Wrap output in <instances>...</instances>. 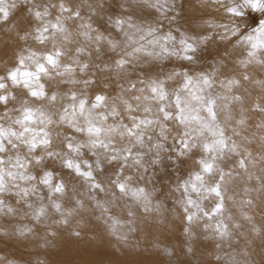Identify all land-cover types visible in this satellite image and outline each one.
Masks as SVG:
<instances>
[{"label":"snow or ice","instance_id":"obj_1","mask_svg":"<svg viewBox=\"0 0 264 264\" xmlns=\"http://www.w3.org/2000/svg\"><path fill=\"white\" fill-rule=\"evenodd\" d=\"M200 4L214 7L220 19L206 20L201 31H193L172 27L183 11L178 0H119L118 12L107 11L105 0H91L87 16L79 5L70 6L65 0H0V24L24 9L23 18L8 28L24 46L13 52V64L0 75V213H15L5 199L13 197L37 224L48 219L51 210L60 217L54 223L68 225L69 217L87 210L79 198L87 195L105 224L118 223L111 212L121 202L128 217L135 218L142 209L163 223L165 204L155 199L160 191L154 186L157 174L178 169L199 152L193 161L196 170L168 186L169 195L180 194L173 210L182 214L189 240L195 238L192 225L201 220L207 221L204 230H210L212 238L223 241L231 236L226 222L231 217L224 213L225 200L232 199L226 195V185L234 171H225L220 162L237 157L236 167L247 180L255 179L256 191L264 192V175L250 171L264 162V119L255 124L261 132L257 158L247 147L257 136L242 135L243 116L227 134L233 120L230 105L243 102L233 90L251 77L246 72L240 78L222 77L227 49L210 70L199 65L206 46L218 39L234 40L244 48L246 57L238 62L242 67L252 63L264 67V0H200ZM97 16L104 31L94 24ZM67 21L76 22L75 32ZM30 40L50 48L38 52L28 46ZM171 58L183 63L156 70L157 62ZM42 78L53 81L56 90L46 91ZM169 82L176 86L169 89ZM253 82L264 87V80ZM61 86L67 89L61 91ZM93 88L101 91L90 99ZM252 110L264 113V105L254 102ZM50 164L67 171L69 180ZM260 171L264 173V167ZM72 180L79 181L85 192H79ZM69 192L74 206L65 208ZM101 193L104 199L97 198ZM205 201H211L209 208ZM31 230L20 229L19 234ZM252 231L260 234L255 227ZM71 235L79 237L80 232L73 229Z\"/></svg>","mask_w":264,"mask_h":264},{"label":"bare ground","instance_id":"obj_2","mask_svg":"<svg viewBox=\"0 0 264 264\" xmlns=\"http://www.w3.org/2000/svg\"><path fill=\"white\" fill-rule=\"evenodd\" d=\"M65 2L70 6L79 5L82 15L87 16V3L91 0H65ZM118 2L119 0H105L106 10L109 12L120 11ZM178 3L182 4L183 11L177 24L172 25L173 28L179 25L182 30L201 31L204 21L220 19V14L215 11L214 7L211 5L201 7L200 0H178ZM21 14H24L23 8L16 10L7 23L0 24V75L4 74L5 66L13 64V52L24 46V42L17 40L15 31H8L13 23H17L23 18V16H20ZM66 23L69 30L75 32L76 22L67 21ZM94 24L100 27L102 31L105 30L99 16L94 17ZM28 46L38 52L50 48V45L46 48V46H41L31 40L28 41ZM68 47L72 48L74 45ZM225 49H227L229 55L226 57V67L222 69V77L235 75L240 78V74L244 72L251 77L249 81L242 80V86L233 90L243 97V102H233L230 105L233 120L230 122L227 134L231 135V127L236 126L235 120L243 116L246 120V128L242 131V135L251 136L252 133H256L257 139L247 147L258 158L260 155L258 137L261 132L255 128V124L264 119V113L253 111L252 105L254 102H260L264 105V94L261 92L264 91V87L253 81L264 80V67L256 63L248 65L247 68L242 67L238 62L246 57L244 48L235 45L234 40L229 43L221 42L218 39L206 46L199 67L210 70V66L214 61L225 55ZM261 56L264 58V54H261ZM182 63L176 58H171L167 61L157 62L155 68L157 71L161 67L171 69L173 66L179 67ZM185 66L188 65L185 64ZM41 82L45 84L46 91L56 90L57 88L56 84L47 78H42ZM175 86L173 82L168 84L169 89ZM66 89L67 86H61L59 90L64 91ZM216 90L223 92L219 86ZM100 91V88L90 89L88 92L89 98L91 99L94 94ZM13 92L18 96L21 94L20 89H13ZM105 94L114 95L115 92L105 90ZM9 106L11 107V105ZM2 110V107H0V111ZM233 138L239 142V138ZM199 156V152H194L192 159H186L178 169L171 168L157 174L154 186L160 191L156 193L155 199L162 200L165 204L166 211L163 214V223L159 222L161 218L155 213L146 214L142 209L137 210L135 218H130L127 216V210L123 208V202H121V206L113 208L111 212L118 223L112 224L110 221L109 224H105L103 218L98 219L100 210L94 208L92 202L85 195L79 198L85 200L87 210H79L69 217L68 225L54 223L53 221L58 220L60 217L58 214L51 213L50 210L49 218L41 222L45 223L44 227L36 230L34 237L30 238L27 234L20 235L19 230L38 224L31 219L30 215H26L29 210L22 204H17L15 198L6 197V202L11 204L16 211L14 214L0 213V264H55L60 260L66 262L85 261L86 264H104L115 257L137 264H158L157 259H161L165 264H264V245H258L260 242L264 243V192L256 191L255 189L259 185L255 179L247 180V174L236 167L237 157L235 156L227 157L220 162V167L225 171H234V178L226 185V195L231 196L232 199L225 200L226 210L224 213L225 217H231V220H226L231 230V236L223 241L212 238L211 231L204 230V224L207 222L205 220L192 225V231L195 233L193 240H189L185 236L183 232L185 225L181 220L182 214L179 209L173 210L175 207L174 198H178L180 194L169 195L168 186L174 185L177 177L187 178L189 172L196 170L197 166L193 161ZM49 167L66 181L69 180L67 171L62 172L59 165L50 164ZM262 167H264V162L257 164L255 168H250V171L255 175H264L260 171ZM236 172L240 174L235 175ZM71 182L77 185L79 192H85L79 181L72 180ZM246 188L249 189L248 192L245 191ZM71 195L72 193L69 192L63 200L65 208L74 206V201L70 199ZM97 198L104 199L105 195L101 193ZM246 199H251L253 204L245 205L243 201ZM204 206L209 208L211 201H205ZM246 216L251 217V219H246ZM133 219L134 222H130ZM234 224H239L240 227H232ZM253 227L260 230L259 235L252 231ZM130 228H134L135 231H130ZM169 228L175 229L176 236H159L160 234H158L155 237H144L155 231L165 232ZM52 229L54 231L51 233H55V235L48 233ZM73 229L80 232V236L76 237V243L74 244L76 247L73 245L65 247L60 256H45L43 254V250L63 245L66 239L72 236ZM243 232L246 233L243 234ZM101 236H104L105 239H102ZM124 236L127 237L126 240L121 239ZM106 238L111 240L108 241ZM88 242V247H82ZM206 242H209V245H204ZM18 243L35 246V249L18 248ZM217 244L220 246L217 247ZM140 245L144 247L150 245L151 247L128 256L122 252L123 249L133 251ZM189 246L193 248L191 253L187 251ZM200 256H204V258ZM217 256H220L221 259L217 260Z\"/></svg>","mask_w":264,"mask_h":264},{"label":"rangeland","instance_id":"obj_3","mask_svg":"<svg viewBox=\"0 0 264 264\" xmlns=\"http://www.w3.org/2000/svg\"><path fill=\"white\" fill-rule=\"evenodd\" d=\"M20 16H24V14H21ZM263 94H264V91L262 90L261 91ZM260 103V102H259ZM264 103V102H263ZM262 104V103H261ZM86 217V216H85ZM90 222V221H89ZM44 224L45 223H40L36 226H31L30 228L32 229L31 232H25V234H27L28 237L30 238H33L34 237V234L36 232V230H38L39 228H42L44 227ZM54 230H50L48 233H51L53 232ZM60 233H63L61 231H59ZM246 232H243V234H245ZM160 234L159 236H162V235H168V236H176L177 232L175 231V229L173 228H169L167 231L165 232H161V231H155V232H152L150 233V235H145L144 237H155V235H158ZM159 236H156V237H159ZM102 239H105L104 236H101ZM106 240L110 241L111 239L110 238H106ZM76 243V237L74 236H71V237H68L65 241V243L63 245H59L58 247H55V248H51L49 250H43V254L45 256H51V255H57V256H60L63 249L65 247H68L70 245H73L75 246L74 244ZM89 245V242L87 244H84L82 247L86 248L88 247ZM204 245H209V242H206L204 243ZM259 246H263L264 243L263 242H260L258 244ZM149 247H144V246H138L136 249H134L133 251H127V250H122L123 254L128 256L129 254H132V253H137V252H140V251H144V250H147V249H150V245H148ZM17 247L18 248H22V249H35V246H31V245H26V244H23V243H18L17 244ZM76 247V246H75ZM201 258H204V256H200ZM156 262L158 264H165L161 259H157ZM41 264V263H40ZM55 264H86L85 261H79V262H66V261H58L57 263ZM97 264H100V263H97ZM103 264V263H101ZM104 264H137V263H132V262H126L124 261L122 258L120 257H115L113 258L112 260L108 261V263H104Z\"/></svg>","mask_w":264,"mask_h":264}]
</instances>
